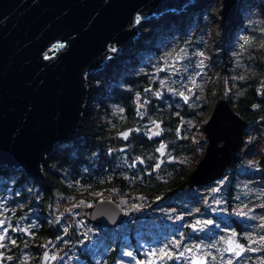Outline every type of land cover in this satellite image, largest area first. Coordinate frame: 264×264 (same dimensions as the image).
Here are the masks:
<instances>
[{"label": "water", "instance_id": "95a60500", "mask_svg": "<svg viewBox=\"0 0 264 264\" xmlns=\"http://www.w3.org/2000/svg\"><path fill=\"white\" fill-rule=\"evenodd\" d=\"M196 2L0 0V169L44 181L48 155L58 143L75 138L81 128L90 91L88 75L134 47L142 22L166 12L180 14ZM239 2L219 0L224 23L234 18ZM60 44L63 47H53ZM246 125L247 119L226 98L218 97L203 124L202 155L170 192L222 177L237 157ZM129 133L127 128L117 131L123 138ZM83 211L88 222L104 226L125 217L110 198L85 205ZM205 223L212 225L213 220ZM225 246L227 253L237 248V256L244 250L234 238H227ZM204 262L199 256L191 260V264Z\"/></svg>", "mask_w": 264, "mask_h": 264}, {"label": "rangeland", "instance_id": "374dc122", "mask_svg": "<svg viewBox=\"0 0 264 264\" xmlns=\"http://www.w3.org/2000/svg\"><path fill=\"white\" fill-rule=\"evenodd\" d=\"M194 5L195 3L189 5L183 11L188 17L191 16L193 21L189 23L181 37L179 33H166V29L163 30L155 39L158 54L146 55L139 59L141 66L150 65L152 68L151 76L155 78L158 86L153 92L156 91L157 96L161 92L164 103L168 106L172 104L174 113L178 115L174 128L175 138L178 134L190 140L187 144L191 145L194 151L181 155L182 157L178 156L179 162H184L186 166L194 164L198 158L196 155L200 149L202 150V145L197 146L193 141L204 139L205 143L202 124L218 98L217 92L221 91L222 94L217 95L224 98L228 95H238L242 90L238 83L250 77L256 81L257 92L261 94L264 90V70L261 71L264 68L261 69L258 65L259 62L264 63V0H240L237 18H233L229 23L221 20L219 0H210L202 14L203 23L198 29H196L198 21H194L198 17ZM172 15V12H166L157 18L142 22L140 35L153 22H164ZM132 48L123 54H131ZM241 49H251L256 52L258 61L256 63L250 59V61H239L235 53ZM127 58V55H119L109 59L105 68L112 67L116 62L124 64ZM102 70L89 74L88 81L91 82L95 74ZM223 71L228 72V75L224 72L220 77ZM184 106L186 110L191 111L187 113L182 110L183 114H181V108ZM144 123L147 125L144 127V134L154 135L157 129L158 133L163 129L162 123L151 117L145 119ZM128 129L139 130L138 127H128ZM124 147L126 146L121 145L120 148ZM151 152L158 154L153 157L147 154L148 159H154L152 166L144 171L158 177H162L160 167L159 169L157 167L159 162L166 159L169 161L172 158L178 160L168 143L165 146L160 140L156 142ZM168 153H172L173 156L170 158ZM237 157L233 166L228 165L225 169L227 172L224 171L223 176L214 180L212 184L180 192L176 198L177 203L171 205L173 207H170V201L174 200V197L169 199L166 195L159 194L147 202V199L130 195L128 189L120 192L114 185L109 186L107 191L98 192L97 199L103 198L102 195L105 193L114 196L116 200H113L127 215L118 226L132 225L135 232L140 234L145 231L142 229L144 226H172L177 223V218L181 221L186 214H190V217L184 220L185 223H194L196 218H200L199 226H208L204 222L205 219H215L217 221L211 226H220L218 239L208 244L207 248H201L202 253L208 254L211 258L209 264H259L264 262V201L261 199V193L264 192V166L259 165L257 161L260 157H264V109L260 111L254 122L247 121ZM131 163L143 164V158L137 157ZM230 175L236 177V187L228 208L223 204L222 189ZM16 176V172H13L10 182ZM30 187L32 184L29 182L28 188ZM88 204H90L88 201L78 203L67 199H57L53 202L55 211L64 210L70 213L63 220L65 228L76 219V228L79 232L76 244L70 240L66 247L63 245L59 248L61 257L57 264H78L81 260L79 252L95 257L102 236L106 233H114V231L105 232L85 219L83 206ZM202 212L206 213L202 214ZM229 216L235 217L241 223V231L238 232L240 236L231 225ZM0 226H5L1 218ZM233 233L245 246L239 256L234 251L226 252L224 239L232 236ZM151 243L142 248L146 254L145 264H163L161 245H156L154 241ZM53 249L57 250L58 247L53 246ZM179 249L180 247L178 252ZM28 256H31V253ZM186 257L183 255V259L178 258L176 262L187 264ZM114 264L127 263L120 260L115 261Z\"/></svg>", "mask_w": 264, "mask_h": 264}, {"label": "trees", "instance_id": "16d2710c", "mask_svg": "<svg viewBox=\"0 0 264 264\" xmlns=\"http://www.w3.org/2000/svg\"><path fill=\"white\" fill-rule=\"evenodd\" d=\"M209 1L198 0L193 6L198 14L197 20H194L198 21L196 29L203 23L202 14ZM191 21L192 17L182 12L173 14L164 22H153L143 30L139 41L132 48L133 52L122 54L128 57L124 64L116 62L112 67L95 74L91 82L88 81L90 91L81 128L75 138L58 143L48 155L43 165L46 174L44 181H29L22 172H16V178L10 182L14 171L0 169V218L3 223L6 226H39L26 228L35 233L24 237L20 244L15 239L9 242L6 246L9 253L16 254L19 246L32 247L44 237L65 229L63 220L70 213L54 210L52 204L57 199L93 203L98 200V192L107 191L109 186L114 185L120 192L128 189L130 195L152 200L176 186L185 176L188 171H185L186 165L182 161L174 163L172 173L161 175L162 177L152 173L147 176L146 168L152 166L146 161L147 154L150 152L153 157L151 151L158 140L143 139L144 132L141 130L131 131L129 138L124 139L117 135V131L128 127L144 128L147 126L144 120L151 117L162 123V128L168 135L166 141L169 148L177 157L193 150L186 141H178L175 138L174 128L178 115L174 113L172 104L168 106L164 103L161 92L159 96H155L153 91L158 86L155 78L151 76V66H141L139 62L140 57L158 54L155 39L160 32L166 29V33H179L181 37ZM256 54L251 49H241L235 53V57L239 61L250 59L256 63ZM263 64L258 63L261 69L264 68ZM224 72H221L220 77ZM225 73L228 75V72ZM255 82L251 77L247 78L238 83L242 89L240 94L226 96L232 108L250 123L254 122L264 109V90L261 94L257 92ZM145 86H150V89L144 90ZM220 87L222 90V86ZM217 94L216 97H219ZM138 112L143 114L142 120L138 117ZM121 145L126 147L120 148ZM201 151L200 149L196 157H200ZM137 157L143 158V164L131 163ZM235 161L230 162L229 166L232 167ZM257 163L264 166V157H260ZM168 168L165 167V170ZM29 182L32 184L30 188ZM235 187L236 177L230 175L222 189L223 204L228 208ZM102 197L116 200L107 193ZM261 199L264 201V192L261 193ZM229 220L236 233H240L241 223L232 216H229ZM213 221L215 223L217 220ZM76 226L77 221L74 219L73 223L66 227L73 244L77 243L79 236ZM84 253L79 252L82 259L85 258ZM85 263L96 264L94 260H85Z\"/></svg>", "mask_w": 264, "mask_h": 264}, {"label": "flooded vegetation", "instance_id": "af4514ba", "mask_svg": "<svg viewBox=\"0 0 264 264\" xmlns=\"http://www.w3.org/2000/svg\"><path fill=\"white\" fill-rule=\"evenodd\" d=\"M186 109H187L186 106H184L181 108V111L184 110L187 113L191 111ZM138 117L140 118V120H142L143 114L139 113ZM203 124H202V129H203ZM139 130L144 131L145 128H139ZM165 131H166L165 129H161L160 133H158V129H157L154 135H151L149 133L148 134L143 133L142 136L143 139H147V140L163 141L166 146L167 145L166 137L168 135H166ZM129 132H130L129 133L130 136L131 131L129 130ZM129 136L124 139H128ZM204 138L206 143L205 133H204ZM176 139L178 141L184 140L186 141V143L190 141L187 137L179 136L178 134ZM193 142H196L197 146L199 145L203 146L202 147V153H203L205 147L204 139ZM189 147L192 148L191 145ZM148 153L150 154V152ZM156 153L158 154V152ZM156 153L153 152L154 155ZM168 156L171 158L173 154L168 153ZM199 158L200 157H198L197 160ZM153 159L154 158H149L146 161L153 164ZM197 160L194 162V164L185 166L184 167L185 171L189 172L193 168ZM164 161H161L162 163L159 162L160 169L159 167L158 169L160 170L161 175L172 173L173 172L172 167L174 166V163H179V160L173 158L169 161L168 159ZM165 167H169V168L165 170ZM188 172L185 174V176H183L181 180H183L186 177ZM146 175L148 176L149 174L146 173ZM213 182L214 180L200 185H194V186L186 185L181 189L170 192V190L173 188L172 187L162 195L163 196L166 195L169 199L173 197L175 198L174 200L170 201L171 202L170 207H173L171 206L172 203H174L173 205L177 203L176 198L178 197V194L183 190L203 188L207 184L209 183L212 184ZM150 200L151 199L149 200L147 199L146 201L149 202ZM205 213L206 212H202V214ZM126 216L127 215L125 213V217ZM189 217L190 214H186L184 218H182L183 221L182 220L180 221L179 218H177V223H175V225L173 224L172 226H152V225L144 226L142 228L145 229L143 234H140L139 232L136 233L132 225L118 226L122 223L124 219L113 226L94 224L105 232L114 231V233L113 234L106 233L102 236V239H100V243H98V248L95 257H92L87 253L86 254L84 253L85 258L82 259L81 257V260H79L78 264H86L85 260H94L96 264H114L115 261H120V260H124V262H126L127 264H145L144 256L146 254L143 252L142 248H144L146 244H150L151 241H154L156 245H161V250H162L161 258L163 264H182V262L180 261L176 262V261L178 258L183 259V255L187 256L186 257L187 264H191V260L193 259L194 256L204 257L205 262L203 264H209L211 258L209 257L208 254L202 253L201 248H207L208 244H211L214 240L218 239V235L221 230L220 226H211L206 223L205 224L208 226H199L201 222L200 218H196L194 223H189V222L185 223L184 220L188 219ZM196 220H199V222L196 223ZM206 220L208 219H205L204 222ZM0 227H1L0 264H41L43 258H44L43 264H57L61 257L59 248L62 247L63 245H64L63 247H66L67 243H70L71 240L69 237L70 233L67 232L65 228L64 230H59L57 233L55 232L51 236L44 237L43 240L36 242L35 244H33L32 247H30V245L25 248L19 246L16 254L9 253L6 247L7 245H9V242L11 243L15 239L17 240V243L20 244L23 241L24 237H29L30 235L35 233V232H30L26 228L28 227L38 228L39 226H6L5 225ZM49 227L52 228L55 226H49ZM208 229H213L214 231L210 232ZM227 238L236 239L233 233L232 236L226 237L224 239V244ZM238 242H240L245 249L243 243L241 241ZM53 246H57L58 249L57 250L53 249ZM178 247H180L179 252H178ZM68 250L70 251L69 247ZM236 250L237 248L234 249V251ZM28 253L29 254L31 253V256H28L29 255ZM129 253H131V255H128Z\"/></svg>", "mask_w": 264, "mask_h": 264}, {"label": "snow or ice", "instance_id": "6c2138e0", "mask_svg": "<svg viewBox=\"0 0 264 264\" xmlns=\"http://www.w3.org/2000/svg\"><path fill=\"white\" fill-rule=\"evenodd\" d=\"M139 21H140V17L137 16V18H136V22L139 23ZM53 47H54V48H55V47H63V45H62V44H60V45H54ZM114 50H115V49H113V51H114ZM45 58H48V57L46 56ZM157 167H159V165H157ZM209 223H211V221H209ZM128 255H131V253H129Z\"/></svg>", "mask_w": 264, "mask_h": 264}, {"label": "bare ground", "instance_id": "6f19581e", "mask_svg": "<svg viewBox=\"0 0 264 264\" xmlns=\"http://www.w3.org/2000/svg\"><path fill=\"white\" fill-rule=\"evenodd\" d=\"M237 14H238V13H236V15L234 16V18H235V17L237 18Z\"/></svg>", "mask_w": 264, "mask_h": 264}]
</instances>
